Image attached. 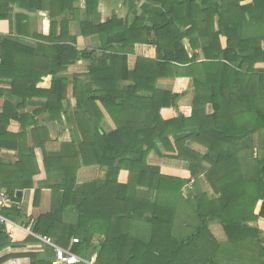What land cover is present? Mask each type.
Returning a JSON list of instances; mask_svg holds the SVG:
<instances>
[{
	"label": "trees",
	"instance_id": "16d2710c",
	"mask_svg": "<svg viewBox=\"0 0 264 264\" xmlns=\"http://www.w3.org/2000/svg\"><path fill=\"white\" fill-rule=\"evenodd\" d=\"M77 1L7 0L27 12L50 4L61 11L49 7L46 32L35 34V43L12 36H27L24 12L16 16L13 29L9 20V34L0 33V84L9 85L0 86V98L8 93L16 99L5 100L0 110V150L16 153L15 159L0 157V187L11 198L16 189L33 188L39 148L46 170L58 178L50 187V210L30 218L33 232L63 248L77 238L71 252L85 260L96 253L94 264H218L221 242L210 232V223L221 224L227 239L235 241L231 229L264 216V189L257 186L258 180L264 182V158L240 147L264 128V69L253 67L264 62V48L258 43L264 40V0H122L123 17L113 13L98 23L93 20L98 0H85L83 19ZM58 15L61 32L56 36ZM0 19H10L9 9L0 8ZM70 21L77 22L80 35L98 34L100 48L78 49L75 36L68 35ZM251 22L259 24L256 37L246 31L245 24ZM220 36L226 38L224 47ZM184 38L192 48H201L203 60L198 61L196 53L188 56ZM203 38H208L206 46L200 44ZM138 43L151 44L157 59L138 56L129 71L127 55ZM81 59L89 61L84 78L62 75ZM176 76L193 79L190 107L177 104L178 94L156 88L159 77ZM123 80L129 83L120 85ZM69 88L77 99L74 108ZM32 98L44 102L22 111ZM98 103L115 124L112 131L100 126ZM162 108H171L172 116L164 119ZM42 115V122L73 123L62 132L69 134L68 143L48 157L44 146L50 139ZM13 122L19 131L10 130ZM161 150L194 165L208 164L205 179L213 193L195 189L193 183L185 199L182 189L189 179L163 175L147 162L151 151ZM93 165L104 169L103 176L78 185V169ZM45 185L40 182L35 189L34 205ZM67 208L77 211L75 225L60 224ZM178 218L186 228L175 229ZM188 219H196V224ZM137 220L149 224L147 235L142 236L140 228L138 236L132 235ZM11 229L0 224V251L15 247ZM95 235L104 238L93 244ZM30 240L27 236L22 242ZM258 245L264 248L262 241ZM47 254L49 258L30 264H52V253ZM9 256L12 253L1 256L0 264Z\"/></svg>",
	"mask_w": 264,
	"mask_h": 264
},
{
	"label": "crops",
	"instance_id": "0c3cea01",
	"mask_svg": "<svg viewBox=\"0 0 264 264\" xmlns=\"http://www.w3.org/2000/svg\"><path fill=\"white\" fill-rule=\"evenodd\" d=\"M122 0H98V6H97V12L95 14V18L93 20L98 22L105 21L108 17H110L113 13H116L119 17H123L126 13V7H123L121 5ZM219 4H221V0H218ZM140 3H138L139 5ZM47 6V5H46ZM75 6L80 8V18L82 19L85 17L84 14V8H85V0H78L75 2ZM51 9H50V8ZM121 7L125 8L123 10L122 15L119 14V10L122 11ZM0 8H7L9 9V17L10 19H0V33L1 34H9L10 31V24L9 20L13 22L12 29L14 28V25L16 24V16L19 13H26L28 17L26 18L27 22V36L22 35H14L13 37L17 39L21 38H27L32 43H35L38 41L36 38H34L35 34H42L43 32H46V28L44 27V20L47 18V15L49 13V9L53 12H56L60 14L61 11L60 7H56L55 5L50 4L49 6L39 9V10H33L32 12H27L25 10H22L19 6H17L16 3H9L7 0H0ZM70 11V10H68ZM62 13V12H61ZM70 13V12H69ZM61 18L62 15H58L57 20V27L55 29V35H60L61 32ZM213 20H216V16H214ZM215 30H217L216 25H214ZM245 28L247 33L250 36L256 37L257 34H259V24L258 22H251V24H245ZM48 32V29H47ZM44 34V33H43ZM68 35L75 36L76 39V47L78 49H86L88 51L93 49H99L101 46L100 37L98 34L83 36L78 33V27L77 22L70 21L69 27H68ZM69 42V41H66ZM183 45L186 49V52L188 53V56H192V54L196 53L198 56V61L203 60L204 55L201 50V48H192L190 45V42L187 38L183 39ZM262 48H264V40H261L258 42ZM201 46H206L208 44V38H203L200 40ZM220 44L222 47L226 44V38L225 36H220ZM145 57L148 59H157V52L155 48L151 44H145V43H138L134 44L133 52L127 55L126 65L127 69L129 71L133 70L136 65L137 57ZM89 61L85 59L78 60L76 63L72 64L67 68L66 71L62 73L65 77H72L74 74L81 75L82 78L85 77V73L88 71ZM255 69H264V62H256L253 66ZM128 80H123L120 82V85L128 84ZM0 86L6 88L9 87L7 84H0ZM156 88L162 91H169L174 94H178L179 97L177 99V104L181 107H190L192 104L193 96H194V87H193V79L189 76H176V77H159L156 81ZM67 96L70 100V105L72 108L76 106L77 99L72 94V90L69 88L67 90ZM12 97V101H16L14 96L9 95L8 93H5L3 97L0 98V108L2 109V104L5 100H10ZM41 101V103H39ZM44 100L40 98H32L28 101L27 107L22 111H30L34 108H37L43 104ZM100 106V109L103 114L102 121L100 122V126L104 131H112L115 129V124L113 123L110 116L107 114V112L101 107L100 103H98ZM0 109V110H1ZM207 111L211 112L212 108L208 104L207 105ZM160 113L164 119H168L172 116L171 108H162L160 110ZM46 117V115H42L40 120L42 122V118ZM41 124H45L48 128V135H49V141L45 142V152L47 153V157L49 155H52L54 152L60 151L62 147L64 148V144L68 143L66 141H69V134L68 139L60 140V136H62V132L66 127H72L73 123L65 124V122H61L59 120H53V121H44ZM56 125L60 126L61 129L58 130V133L55 137H53L52 132L49 128H55ZM19 125L15 122H13L10 125V130L17 132L19 131ZM249 137H253V140L251 143H247V139ZM240 143V147L242 149H249L251 148L254 152V157L258 155L259 158H264V128L254 132L252 135H250ZM28 143H31L29 140ZM36 159L39 164V172L38 174L34 175V186L30 189H16L15 192L19 191V194L13 195L11 198L8 194V192L4 189L8 194V202L7 204L0 208V214L5 217L9 222L7 223L10 227H12V234L11 239L12 241L16 242L15 247H8L0 251V257L3 255H7L12 253V256H9L4 261H2L1 264H30L31 261H36L37 259L39 261H43L44 259L49 258L47 256L48 252H51L52 257H54V248L53 246H58L54 240L51 237L48 236H42L41 234H37L33 232L31 225H30V218L35 219L39 215L44 214L50 210L51 207V198H52V192H51V184L55 183V180L58 178V174L53 172V170H46V166L43 165L42 159V151L39 148H36ZM161 154H159L156 151H151L148 155L147 162L150 165L158 166L160 173L163 175L173 176V177H180L184 179H189L190 182L187 186H185L182 189V193L184 191H187V189H190L193 185V183H196V185L193 187L195 189H200L202 191L207 192L208 195L213 193L212 188L206 182L205 174L208 169V164L201 163L194 165L191 162H187L184 160H179L174 157H172L173 153L171 152H165L164 150L160 151ZM15 150H8V149H1L0 150V157L4 160L8 159H15ZM99 172H96L97 170ZM95 171V172H94ZM102 173V175H100ZM104 174V169L100 168L96 165L93 166H81L77 171V183L78 185L82 184L85 181L93 180L102 177ZM46 181L48 183V186H43L40 190V196L38 200V204H33V198H34V191L35 189L40 186V182ZM257 186H259V191L262 192L264 189V182L258 180ZM137 189L141 191H146L147 187L145 186H139ZM14 207L12 210L11 208ZM259 206L255 207V210H258ZM17 212L18 214H15ZM262 219L263 217H260L258 219L254 220H247L243 222V225H236V229H231L232 236L236 237L239 240H251L256 242L257 240L262 241L264 239V228L262 227ZM191 219H188L187 222H191ZM196 219L192 221L191 223H195ZM77 223V211L73 208H67L63 214L60 224H66L67 226L75 225ZM4 224V223H3ZM146 224V225H145ZM175 226L176 230H181L183 228H186V222L182 219H177L176 222L173 224ZM220 226V228L218 227ZM149 224L147 222H139L137 220L134 223L132 235L138 236L140 230H143L142 236L147 235ZM138 228V229H137ZM220 230L223 234V237L225 238L224 241H229L227 239L226 233L224 231V228L221 224L217 222H211L209 225V230L213 234V236L217 239L215 236L216 233H218L217 230ZM66 233V231H63ZM215 233V234H214ZM30 237L31 240L27 242H22L26 237ZM104 237L95 235L93 237V244H96L98 240L103 239ZM218 240V239H217ZM72 239L68 241L67 246L64 248L71 249V246L73 243H71ZM219 242H222V240H218ZM60 247V246H58ZM63 248V247H61ZM71 251V250H70ZM95 256L96 259V253H92L90 256ZM51 257V258H52ZM246 257V256H245ZM90 258V257H89ZM34 259V260H33ZM53 259V258H52ZM82 261L79 264H90L85 259H82ZM245 264H264V258H262L261 253L252 254L248 253L247 251V258L245 260Z\"/></svg>",
	"mask_w": 264,
	"mask_h": 264
},
{
	"label": "rangeland",
	"instance_id": "374dc122",
	"mask_svg": "<svg viewBox=\"0 0 264 264\" xmlns=\"http://www.w3.org/2000/svg\"><path fill=\"white\" fill-rule=\"evenodd\" d=\"M123 7H121L122 11L121 10L118 11L120 15H122L123 10H125V8ZM39 103H41V101ZM49 129L51 130L53 137H55L58 133V130L61 129V127L56 125L55 128H49ZM64 139H68L67 131L64 132L62 136H60V140H64ZM252 140H253V137H249L247 139V143H251ZM96 172H99V170H97ZM100 175H102V173H100ZM182 196L185 199H187L188 198L187 191H184ZM182 202H184V200H182ZM191 220L194 221V219H191ZM262 225H263L262 227L264 228V219H262ZM218 227L220 228L219 225ZM194 228H195L194 226H191L190 231L194 230ZM217 231L218 233L216 234L214 233L215 236L217 237L218 240H222L219 246V250H218V258H217L218 264H245V260L247 258V251L248 253H251V255L257 254V253H261V254L264 253V248L261 247L260 249V246L258 245L259 240H257L258 243L251 241V240L245 241V240H239V239L235 241L225 242L224 241L225 238L223 237V234L221 233V231L219 229ZM262 242L264 244V239H262Z\"/></svg>",
	"mask_w": 264,
	"mask_h": 264
},
{
	"label": "built area",
	"instance_id": "2783aa9c",
	"mask_svg": "<svg viewBox=\"0 0 264 264\" xmlns=\"http://www.w3.org/2000/svg\"><path fill=\"white\" fill-rule=\"evenodd\" d=\"M8 194L0 189V208L4 207L8 202ZM5 222H9L5 217L0 214V224ZM77 238H72L71 243L77 242ZM54 248V257L52 259V264H77L84 260L81 257L77 256L76 254L72 253L69 248H61L58 246H53ZM90 264H94L95 256H90L89 260L87 261Z\"/></svg>",
	"mask_w": 264,
	"mask_h": 264
},
{
	"label": "water",
	"instance_id": "95a60500",
	"mask_svg": "<svg viewBox=\"0 0 264 264\" xmlns=\"http://www.w3.org/2000/svg\"><path fill=\"white\" fill-rule=\"evenodd\" d=\"M16 193L20 195V192L19 191H17Z\"/></svg>",
	"mask_w": 264,
	"mask_h": 264
}]
</instances>
